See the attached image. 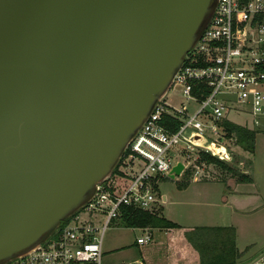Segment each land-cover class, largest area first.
<instances>
[{"label":"water","instance_id":"1","mask_svg":"<svg viewBox=\"0 0 264 264\" xmlns=\"http://www.w3.org/2000/svg\"><path fill=\"white\" fill-rule=\"evenodd\" d=\"M216 3L0 0V264L34 251L95 196Z\"/></svg>","mask_w":264,"mask_h":264},{"label":"built area","instance_id":"2","mask_svg":"<svg viewBox=\"0 0 264 264\" xmlns=\"http://www.w3.org/2000/svg\"><path fill=\"white\" fill-rule=\"evenodd\" d=\"M263 67L264 0H217L212 18L169 89H178L186 105L196 104V109L189 113L184 104L169 105L166 95L160 99L128 144L117 177L101 183L95 196L48 240L7 264H103L109 225L122 221L125 208L155 214L165 203L156 197L158 182L168 178L177 163L183 164L184 172L196 150L230 160L229 145L235 139L227 137L223 123L229 122V111L248 112L255 125L264 117ZM207 135L215 140L206 143ZM208 145L223 151L215 153ZM142 230L147 233L136 239L138 246L152 241L149 229ZM247 264H264V251Z\"/></svg>","mask_w":264,"mask_h":264},{"label":"rangeland","instance_id":"3","mask_svg":"<svg viewBox=\"0 0 264 264\" xmlns=\"http://www.w3.org/2000/svg\"><path fill=\"white\" fill-rule=\"evenodd\" d=\"M165 101L174 108H179L182 104L186 105L178 89L169 91ZM186 106L189 113L197 107L196 104L190 103ZM226 118L230 123L255 132L253 153L242 151L232 142L229 145L230 160L227 164L236 172L244 173L243 170L249 168L250 176L257 182V189L264 191V117L256 119L257 125L254 124V117L246 111H229ZM214 140V137L207 135L206 143ZM215 150L220 151L221 148L216 147ZM198 152L196 150L191 153L187 160L190 162L187 169L189 173L187 188L180 190L177 187L178 183L183 181L182 175L174 180L162 179L156 188V197L162 199L164 196L166 202L158 205L155 215L177 224L181 229L168 230V232L163 229H149L152 241L144 246H138L136 239L147 232L141 229H129L122 221L114 222L109 225L104 236L103 264H132L138 260L143 264H198L196 253L183 236V230L194 227L234 226L232 228L235 230V245L237 230L242 258L258 254L264 249V228L259 229V220L250 217L242 223L240 215L230 216L227 205H224L221 200V194L228 195L229 191L222 181L235 177L214 166H200L197 162ZM179 160L182 161L181 158ZM196 172H199V175L194 177ZM239 189L249 192L255 190L247 185ZM251 205L254 210L256 207L259 208L258 203H251ZM260 216L264 217V210ZM244 245L250 246L247 251Z\"/></svg>","mask_w":264,"mask_h":264},{"label":"trees","instance_id":"4","mask_svg":"<svg viewBox=\"0 0 264 264\" xmlns=\"http://www.w3.org/2000/svg\"><path fill=\"white\" fill-rule=\"evenodd\" d=\"M248 0H240L241 3ZM264 72V67L262 69ZM223 126L227 132V137L232 136L234 144L242 151L253 153L255 143V132L235 125L230 122H224ZM197 162L200 166H214L228 174H232L235 178L231 180L235 183L249 184L251 179L241 173L236 172L227 161L213 157L204 151L197 150ZM118 175V168H116L112 175L106 179L103 184H108ZM183 181L178 183L177 187L183 190L189 185V173L186 169L182 173ZM224 182V181H223ZM66 221V220H65ZM64 221V222H65ZM122 222L129 229H163L179 230L177 224L165 220L155 214L141 212L135 209L125 208L122 214ZM63 223V222H62ZM183 236L196 253L198 264H238L240 254L235 245V230L232 227H194L188 230H183Z\"/></svg>","mask_w":264,"mask_h":264},{"label":"crops","instance_id":"5","mask_svg":"<svg viewBox=\"0 0 264 264\" xmlns=\"http://www.w3.org/2000/svg\"><path fill=\"white\" fill-rule=\"evenodd\" d=\"M204 143V141H203ZM253 169V167H252ZM250 169L249 168H245L243 170V174L247 175L250 179H251V183L249 184H240V183H235L232 180H226L224 181L225 186H227L228 191V195H222L221 194V200L223 202L224 205H227V209L229 210V214L232 217L233 214L236 216V214L241 216V221L242 223L245 221H247L250 217H255L257 220H259V229H262V227L264 228V220H260V219H264L263 216H260V213L264 210V191H260L257 189L256 186V180L255 178L252 176H250ZM242 173V172H241ZM221 182V181H219ZM223 182V181H222ZM249 186L251 188H255V190L253 191H244V190H240L239 188L241 186ZM165 202H166V198L163 196ZM251 203H258V207H256V209L254 210L251 206ZM236 226V225H235ZM220 227V226H217ZM228 227V226H226ZM234 227V226H232ZM260 231V230H259ZM239 233L236 230V248L240 254L241 260L240 262H245L246 260H249L250 258L254 257L256 254H252L249 255L246 258H242V251L239 250V244H238V240H239ZM254 244V243H251ZM249 244V245H251ZM246 246V247H245ZM245 250L247 251V249H249L250 246L244 245ZM260 250V249H259Z\"/></svg>","mask_w":264,"mask_h":264},{"label":"bare ground","instance_id":"6","mask_svg":"<svg viewBox=\"0 0 264 264\" xmlns=\"http://www.w3.org/2000/svg\"><path fill=\"white\" fill-rule=\"evenodd\" d=\"M197 144H199V145H203V140H199V141H197ZM207 148H209V149H212L213 151H215V153H219V152H222L223 151V149H221L220 151H216L215 150V148H216V146L215 145H208L207 146ZM219 148V147H218Z\"/></svg>","mask_w":264,"mask_h":264}]
</instances>
